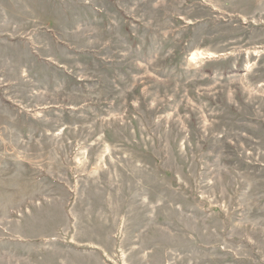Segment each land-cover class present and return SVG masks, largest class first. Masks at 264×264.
I'll use <instances>...</instances> for the list:
<instances>
[{"label": "rangeland", "instance_id": "374dc122", "mask_svg": "<svg viewBox=\"0 0 264 264\" xmlns=\"http://www.w3.org/2000/svg\"><path fill=\"white\" fill-rule=\"evenodd\" d=\"M52 240L264 264V0H0V257Z\"/></svg>", "mask_w": 264, "mask_h": 264}, {"label": "crops", "instance_id": "0c3cea01", "mask_svg": "<svg viewBox=\"0 0 264 264\" xmlns=\"http://www.w3.org/2000/svg\"><path fill=\"white\" fill-rule=\"evenodd\" d=\"M49 243L44 249L33 242L15 241L11 243L14 255L0 257V264H111L105 247H82L75 241L52 240ZM113 252L111 250L109 254L112 256ZM93 259L96 260L94 263L91 262Z\"/></svg>", "mask_w": 264, "mask_h": 264}]
</instances>
